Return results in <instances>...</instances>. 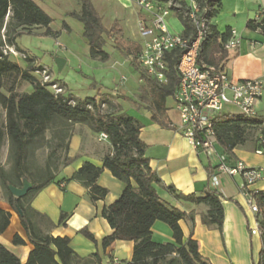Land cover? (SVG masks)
I'll return each mask as SVG.
<instances>
[{
    "label": "trees",
    "instance_id": "obj_1",
    "mask_svg": "<svg viewBox=\"0 0 264 264\" xmlns=\"http://www.w3.org/2000/svg\"><path fill=\"white\" fill-rule=\"evenodd\" d=\"M80 12L71 16L83 24V37L88 42L89 56L92 59L107 61L109 56L103 50L105 37L114 36V42L120 45V30L115 26L107 30L102 19L89 0H78ZM160 3L171 2L177 8L176 16L181 22L184 33L190 31L188 20L184 17L187 5L178 0H150ZM222 0H196L197 5L208 11L204 14L209 20L221 7ZM52 19L41 10L33 0H0V110L3 119L0 122V157L2 148L8 147L9 170H5L0 161V187L4 201L17 213L28 242L33 246L27 260L23 264H88L81 261L70 248L69 239L52 237L43 234L35 223L40 216L31 207L30 202L42 189L54 182L60 167H66L77 157H69V141L77 125L84 126L92 133L105 134L110 151L103 157L102 166L97 167L85 162L72 175V179L88 189L91 203L106 197L107 190L99 187L96 181L102 171L108 170L111 175L124 185L118 199L102 211V216L112 229V233L101 240L103 248L116 241L134 243L132 257L122 264H210L198 253V244L188 238L183 240L179 222L187 219L193 224V215L174 208H169L158 196L156 186L172 194L176 200L192 204H203L207 211L201 217L204 226L222 230L223 208L222 198L217 191L207 187L200 196L182 195L172 186H164L155 172L149 167V159L145 156L146 146L140 140L141 123L115 104L111 95L102 94L94 97L77 98L64 94L62 90L55 94L47 84H43L33 73L43 68L33 66L30 58L24 57L26 66L20 67L12 56L3 54L4 47L16 46V39L30 28L45 29L43 35L55 36L49 26ZM65 26V25H64ZM246 29L259 31L264 35V18L259 21H248ZM29 34V33H27ZM229 33L219 34L209 24L208 36L202 43L198 63L215 68H223L227 53L222 43L229 38ZM123 47V46H122ZM124 52L125 48L122 49ZM135 55L138 47L127 52ZM218 54V56H216ZM180 53L174 51L167 55L168 70L166 82L160 84L150 78L143 70L139 78L150 91L148 112L150 120L162 127H169L165 113L168 110L166 100L172 97L178 84L175 73ZM31 86L30 93H19L20 84ZM250 128H259L256 139L247 133ZM217 144L231 160L233 150L250 145L264 153V116L247 118L241 115H224L214 121ZM46 151L43 166L36 163V153ZM228 160V161H229ZM31 183V190L22 198H16L8 190L9 186L20 188L22 181ZM258 209L255 218L260 231L261 251L256 263L264 264V191H256L253 195ZM64 215H60V220ZM10 214L0 209V234L9 225ZM166 224L171 233V242L157 243L152 240V227L155 222ZM89 241L96 243L92 234L86 229L78 232ZM14 245L24 242L15 235ZM98 261V256L93 255ZM0 264H22L11 252L0 244Z\"/></svg>",
    "mask_w": 264,
    "mask_h": 264
},
{
    "label": "crops",
    "instance_id": "obj_2",
    "mask_svg": "<svg viewBox=\"0 0 264 264\" xmlns=\"http://www.w3.org/2000/svg\"><path fill=\"white\" fill-rule=\"evenodd\" d=\"M33 1L52 19L51 15L55 10L65 11L67 8L64 7V3L74 0ZM89 1L101 17L106 29L110 28L111 21L105 23L104 12L111 14L119 25L126 19V22H132L137 28L139 20L146 16L135 4V0ZM243 2L245 8L243 7L239 14L234 11L233 19L226 20L225 28L221 29L212 22L222 9V1L218 13L209 20V23L219 34L227 32L230 35L234 32L240 38L238 48L226 52L227 60L222 69L227 75L233 80H260L264 86V35L257 30L246 29L248 21L259 22L264 18V0H244ZM75 4L80 6L78 0ZM79 12L80 7L73 13ZM118 17L123 20L117 19ZM189 33L190 31L184 33L182 26L180 34ZM140 104L137 105L138 110L143 113L139 115V119H136L142 125L139 138L146 146L145 156L149 159L150 169L157 174L164 186H172L177 193L185 196H200L204 189L209 187L210 174L217 167L216 158L214 156L207 158L189 145L177 129L178 119L172 109L167 108L165 113L170 126L162 127L150 120V113L147 110L149 106ZM122 110L124 111L123 108ZM227 114L238 115L237 111L223 113V115ZM257 114L264 116V89L257 104ZM99 135L92 133L84 126H75L69 141L68 156L77 157L76 160L66 167L59 168L54 182L33 197L30 207L40 215L35 218L40 231L52 237L68 238L70 248L79 260L88 261V264H122L131 260L134 243L116 241L109 247L103 248L101 240L112 233V229L102 216V211L118 199L124 185L104 169L96 184L108 193L105 198L91 203L88 189L72 179V175L85 162L97 167L102 166V159L110 151V146L107 141L100 140ZM216 149L218 153L224 154L220 146ZM257 151L252 146L246 145L234 149L231 160L226 156L229 163L241 161L248 168L260 169L262 178L253 186V189L264 191V153L258 154ZM241 182L239 176L224 177L221 187L217 190L222 198L224 214L221 231L216 227L208 228L202 224L201 217L207 211L205 205L176 200L164 189L155 187L159 198L169 208L193 215V224L187 219L179 222L183 240L188 238L195 240L199 255L210 264H253L258 261L261 251L260 231L256 229L254 217L245 204V197L240 189ZM0 209L10 214L9 225L0 234V244L23 264L33 250V246L27 240L18 214L4 200L0 201ZM61 214L64 218L60 220ZM82 229L92 234L96 243L80 235L78 232ZM151 231L154 242L165 244L172 241L168 226L162 222H155ZM15 235L24 244L14 245ZM93 255L98 256L99 262L93 258Z\"/></svg>",
    "mask_w": 264,
    "mask_h": 264
},
{
    "label": "built area",
    "instance_id": "obj_3",
    "mask_svg": "<svg viewBox=\"0 0 264 264\" xmlns=\"http://www.w3.org/2000/svg\"><path fill=\"white\" fill-rule=\"evenodd\" d=\"M135 4L145 13L138 23V31L144 38L136 61L139 68L150 78L163 84L166 82L168 70L167 55L177 51L180 53L175 73L178 84L172 95V110L177 115V129L189 145L207 158L215 157L217 167L209 177V188L217 191L224 177L239 176L242 180L240 189L245 197V204L254 217L258 229L256 214L258 209L253 197L256 192L253 186L261 180L260 169L248 168L241 161L229 163L225 154L217 152L214 121L223 115L226 106L234 108L238 115L257 117V104L263 95V83L256 79L233 80L222 68H215L198 63L202 43L208 36L209 19L204 14L207 8L201 9L196 2H191L184 17L190 25L187 35L170 33L166 18L177 8L171 2L160 3L150 0H135ZM240 38L234 32L222 43L225 52L238 48ZM3 54L12 57H23L14 47H4ZM43 84L55 94L62 90L49 80L45 69L42 71ZM230 115V114H227ZM100 140L107 141L105 134ZM261 154L260 151H257Z\"/></svg>",
    "mask_w": 264,
    "mask_h": 264
},
{
    "label": "rangeland",
    "instance_id": "obj_4",
    "mask_svg": "<svg viewBox=\"0 0 264 264\" xmlns=\"http://www.w3.org/2000/svg\"><path fill=\"white\" fill-rule=\"evenodd\" d=\"M193 1L196 0L186 1L187 7ZM243 1L222 0V9L218 16L213 18L212 22L221 29L225 28L226 20L233 19V12L237 11L239 14L243 7L245 8ZM75 3H77V0L65 2L64 7L67 8L65 11L55 10L52 13V23L49 29L55 33V36L43 35L45 31L43 28H30L16 39L17 48L24 57L33 61L35 69H45L49 75V80L63 85L65 87L63 88L64 94H70L81 99L108 94L111 95V99L115 104H121L128 115L139 119V115L143 112L138 110V106L141 105L140 103H144L146 106L150 105V91L139 78V72L135 67L136 65L139 68V65L135 60V55L132 54V51L130 53L127 51L133 47H138L140 50L143 47L144 38L141 37L138 28L132 22H126V19L123 20V18L118 17L117 19L123 20L122 24L119 25L111 14L104 12L105 23L111 21L110 28L115 26L121 32L118 37V39H121L120 45H116L114 36H111V38L105 37L103 50L108 54V60L100 61L90 58L88 42L83 37V24L71 16L80 7ZM166 24L170 32L177 34L182 32V25L176 18L175 13L171 12L169 14L166 18ZM123 48L127 50L124 52ZM56 58L66 60L61 71L55 65ZM11 60L22 68L26 66L23 57H12ZM33 75L40 82H43L42 72H35ZM17 91L19 93H30L32 89L31 86L22 83L18 86ZM173 106V98L169 97L166 100V107L171 110ZM227 112L234 113L236 110L225 107L223 113ZM2 119L3 113L0 110V122ZM247 133L254 140L258 137L260 129L250 128ZM248 146H251L250 143ZM217 147H219L218 144ZM7 156L8 147L5 145L1 150L0 157L5 170H9L10 167ZM45 156L46 151L44 149L36 153V163L39 166H43ZM1 200H4V194L0 187Z\"/></svg>",
    "mask_w": 264,
    "mask_h": 264
},
{
    "label": "water",
    "instance_id": "obj_5",
    "mask_svg": "<svg viewBox=\"0 0 264 264\" xmlns=\"http://www.w3.org/2000/svg\"><path fill=\"white\" fill-rule=\"evenodd\" d=\"M65 64V60L63 58H56L55 59V65L59 71L62 70L63 66ZM32 188V185L30 182L27 180L22 181V186L20 188L14 187V186H9L8 190L11 193L12 196L16 198H22L24 197ZM17 213L21 215L20 209L17 210Z\"/></svg>",
    "mask_w": 264,
    "mask_h": 264
}]
</instances>
